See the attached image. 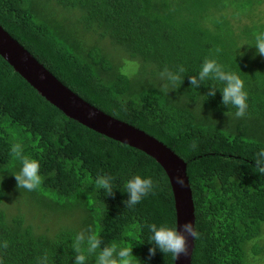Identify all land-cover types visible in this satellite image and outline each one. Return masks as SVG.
<instances>
[{
    "label": "trees",
    "instance_id": "obj_1",
    "mask_svg": "<svg viewBox=\"0 0 264 264\" xmlns=\"http://www.w3.org/2000/svg\"><path fill=\"white\" fill-rule=\"evenodd\" d=\"M52 1L79 12L78 33L45 18L41 0H0V26L79 98L155 138L187 164L199 232L191 264L264 259V174L254 164L255 154L264 150V57L254 48L238 56L241 46L253 45L256 33L264 31V0ZM79 29L124 51L135 73L114 64L99 47H82ZM213 58L241 71L248 92L244 117L222 105L219 90L207 99L209 86L222 87L217 82L190 88L189 77L198 74L204 59ZM166 71L180 79L170 83L161 75ZM17 141L40 161L43 183L26 190L38 204L36 213L14 193L10 174L19 165L10 147ZM2 175L3 264H72L71 242L86 229L98 232L106 244L122 241L146 264L174 263L171 254L149 243L146 227L176 221L171 186L160 165L65 117L0 57ZM98 175L114 177L112 196L96 189ZM133 175L152 177L155 187L130 209L124 185ZM149 248L156 249L151 257Z\"/></svg>",
    "mask_w": 264,
    "mask_h": 264
},
{
    "label": "clouds",
    "instance_id": "obj_2",
    "mask_svg": "<svg viewBox=\"0 0 264 264\" xmlns=\"http://www.w3.org/2000/svg\"><path fill=\"white\" fill-rule=\"evenodd\" d=\"M245 51L240 49L245 47ZM254 48L255 54L264 57V31H260L255 35V43L251 46L244 45L239 48V55L243 57L247 49ZM219 51V49L217 50ZM241 71H232L225 65L219 63L217 59H204L198 74L189 77L190 88L199 89L204 85L206 80H213L217 84L222 85L221 88L209 86L205 95L207 99L214 97L216 91L221 94V103L223 106L231 105L236 109L235 116L237 118L244 117L248 109V92L245 89L244 80L240 75ZM170 83H175L180 76L173 72H165L161 74ZM195 148V144L192 145ZM10 156L18 163L19 170L10 174L16 181L17 189L22 188L29 192L38 190L43 183V177L40 174V161L26 154L25 146L22 142H14L10 147ZM254 164L257 170L264 174V150L258 151L254 157ZM4 175L0 176V183L3 182ZM114 177L108 175H98L94 184L96 189L103 190L107 196H112ZM175 182L184 187V179L177 176ZM125 193L128 195L126 207L133 208L139 204L143 198L153 192L155 187L152 177H143L141 175H133L125 182ZM5 195L0 191V196ZM149 232V243H154L159 250L165 254H171L174 259L181 256L189 255V245L187 237L192 239L199 237L196 225L184 224L183 233L177 230V222L171 225L161 223L159 225L150 223L146 225ZM72 249L74 258L72 264H88L94 260V264H146L141 262L132 254V247H128L122 241H113L105 243L98 232L92 229H86L78 232L72 240ZM103 244V247L101 245ZM0 247L7 248V243H3ZM155 248H149V257L155 254ZM3 264V261H0Z\"/></svg>",
    "mask_w": 264,
    "mask_h": 264
},
{
    "label": "water",
    "instance_id": "obj_3",
    "mask_svg": "<svg viewBox=\"0 0 264 264\" xmlns=\"http://www.w3.org/2000/svg\"><path fill=\"white\" fill-rule=\"evenodd\" d=\"M0 57L50 105L65 117L113 141L136 149L155 160L164 170L173 194L177 230L195 225L194 204L187 176V164L164 144L145 132L116 120L62 85L28 51L0 26ZM184 179V187L175 177ZM187 235V234H185ZM189 255L174 259L173 264H191L194 240L188 236Z\"/></svg>",
    "mask_w": 264,
    "mask_h": 264
},
{
    "label": "rangeland",
    "instance_id": "obj_4",
    "mask_svg": "<svg viewBox=\"0 0 264 264\" xmlns=\"http://www.w3.org/2000/svg\"><path fill=\"white\" fill-rule=\"evenodd\" d=\"M40 8L43 11V16L45 18L51 20L55 24L62 25L65 30L69 31L70 34L74 32L78 33L76 30L77 27L74 25L75 20L77 19V17H79L78 16L79 12L77 10L71 11L68 9H64L62 7L57 6L55 3H53V1L51 2V0H48V2H46V0H41ZM78 37L79 39L82 40L81 41V43H83L82 47H85V48H89L93 46L99 47L102 50L103 54L108 59L114 60V64L118 66V63H119L122 66H126L124 70L127 71V73H133V72L135 73L134 71L135 67L133 65H132L133 68L130 65L127 66L128 57L126 56L124 51H122L119 48H116V46L112 45L110 41L97 39V37H92V36L89 37L87 35H84L82 30H80V34H78ZM85 44H88V45H85ZM90 44H93V45H90ZM13 184H14V193L16 194V197L20 199L21 201L32 203V209L30 210H32V213L33 212L36 213L35 209H37V206H36L37 203H36L35 198H31L29 200V195L26 192V190L22 188L17 189L16 181ZM22 191L25 192L24 195H20ZM22 206H23V202H22ZM260 238L261 240L264 241V224L262 225ZM248 256L252 257L250 253L248 254ZM251 262L252 264H264V259L263 257H255L251 260Z\"/></svg>",
    "mask_w": 264,
    "mask_h": 264
}]
</instances>
